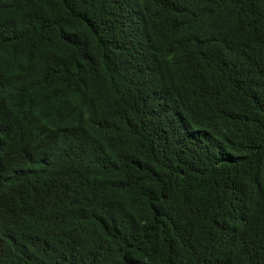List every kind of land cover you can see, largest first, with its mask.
<instances>
[{
	"label": "trees",
	"instance_id": "trees-1",
	"mask_svg": "<svg viewBox=\"0 0 264 264\" xmlns=\"http://www.w3.org/2000/svg\"><path fill=\"white\" fill-rule=\"evenodd\" d=\"M0 264H264V0H0Z\"/></svg>",
	"mask_w": 264,
	"mask_h": 264
}]
</instances>
